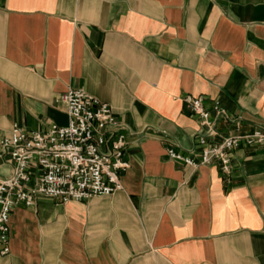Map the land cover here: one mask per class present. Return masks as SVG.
Masks as SVG:
<instances>
[{
    "label": "crops",
    "instance_id": "crops-1",
    "mask_svg": "<svg viewBox=\"0 0 264 264\" xmlns=\"http://www.w3.org/2000/svg\"><path fill=\"white\" fill-rule=\"evenodd\" d=\"M67 89L124 126L122 189L14 207L0 264H264V143L226 174L166 153L199 160L186 96L227 113L209 142L264 133V0H0V139L66 126Z\"/></svg>",
    "mask_w": 264,
    "mask_h": 264
},
{
    "label": "built area",
    "instance_id": "built-area-1",
    "mask_svg": "<svg viewBox=\"0 0 264 264\" xmlns=\"http://www.w3.org/2000/svg\"><path fill=\"white\" fill-rule=\"evenodd\" d=\"M67 116V125L51 124L42 131L13 125L0 139V158H7L10 172L0 176V253L8 252L9 218L14 207H30L39 196L58 200L85 201L109 196L122 189L120 174L129 164L124 126L111 107L81 89H67L57 99ZM204 132L196 137L199 160L167 149L169 158L196 167L217 161L223 173L231 168V152L242 146L264 143V133L253 130L209 142L216 121L226 119L219 104L206 107L204 98H184Z\"/></svg>",
    "mask_w": 264,
    "mask_h": 264
},
{
    "label": "rangeland",
    "instance_id": "rangeland-1",
    "mask_svg": "<svg viewBox=\"0 0 264 264\" xmlns=\"http://www.w3.org/2000/svg\"><path fill=\"white\" fill-rule=\"evenodd\" d=\"M35 203V202H34Z\"/></svg>",
    "mask_w": 264,
    "mask_h": 264
}]
</instances>
